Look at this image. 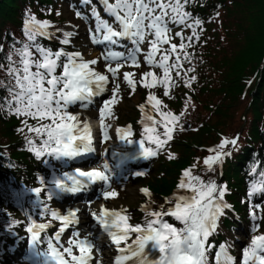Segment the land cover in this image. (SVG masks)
Wrapping results in <instances>:
<instances>
[{"label": "snow or ice", "instance_id": "1", "mask_svg": "<svg viewBox=\"0 0 264 264\" xmlns=\"http://www.w3.org/2000/svg\"><path fill=\"white\" fill-rule=\"evenodd\" d=\"M82 2L91 4L92 0ZM192 2L99 0L109 19L93 5L91 16L95 25L88 29L89 39L94 45H104V50L91 59H86L79 50H66L64 46L71 44L75 35L72 31L56 29L62 32L59 48L41 43L40 38L51 40L55 35L49 30L53 25L47 19L27 14L22 28L25 39L14 41L7 54H3L0 44V70L6 75V80L0 79V89L7 93L0 96V112L20 119L22 127L18 131L27 130L24 140L28 151L37 159L49 156L65 164L95 154L94 142L106 143L112 138L109 134L112 125L107 121L114 116L115 106L123 99L122 84L129 89V96L135 95L138 88L147 90L145 102L137 105L141 113L137 121L141 125L139 133L134 132L130 123L115 129L122 144L138 146L131 158L149 160L170 146L175 133L185 130L181 119L187 111V102L184 111L178 114L165 110L167 105L154 90L161 88L163 97L173 98L172 90L179 86V81L191 87L196 80L194 75L187 76L195 69L184 67L185 62L192 60L188 49L200 39L198 28L202 31L201 19L187 10ZM76 16L88 19L79 11ZM175 27L180 30L174 31ZM185 29L191 34L185 35ZM176 38L179 43L174 42ZM126 68L134 70L125 71ZM106 92L110 95L97 106L99 135L94 137L90 121L81 118L82 112L95 106V99ZM77 108L80 111L75 110ZM238 140V135L231 139L223 137L218 145L208 149L213 154L204 158L207 169L214 170L215 165L230 156L231 151L225 149L229 145L234 148ZM107 151L104 149L101 156ZM168 155L172 159L174 154ZM194 168L192 165L182 170L176 185L182 191H175L172 198L166 197L164 203L155 208L152 207L156 202L151 190L139 189L148 197V201L140 205L144 214L141 222L132 223L127 208H108L101 204L96 211L91 208L95 201H86L89 215L115 246L112 264H210L209 237L226 214L225 209L232 206L224 199L227 186L203 179L194 173ZM251 171H257L256 164ZM110 172L105 159L100 167L87 170L76 167L53 174L47 183L41 177L43 187L31 191L38 198L35 207L41 209L39 216L44 220L40 222L29 216L27 226L34 255L40 258L39 264H104L94 234L82 235L75 227L80 223L78 213L81 209L61 212L39 197L46 191L50 201L63 193H86L102 183L104 187L99 197L104 201L116 199L118 191L108 190L111 188ZM145 174L143 171L135 173L137 176ZM259 176L261 180L252 183L249 197L264 192V168L260 169ZM259 208L256 204L249 210L253 219L252 235L241 250L239 261L229 253L230 246L222 244L212 264H264V232L260 231L264 216L257 213ZM49 229H55L51 235ZM69 230L71 235L64 241L62 237ZM41 244L46 247L40 249Z\"/></svg>", "mask_w": 264, "mask_h": 264}, {"label": "trees", "instance_id": "2", "mask_svg": "<svg viewBox=\"0 0 264 264\" xmlns=\"http://www.w3.org/2000/svg\"><path fill=\"white\" fill-rule=\"evenodd\" d=\"M66 1L69 0H0L3 54L11 50L14 41L25 39L22 28L27 14L51 21L55 35L51 40L40 38V41L53 48L60 47L62 32L56 29L67 31L61 27L66 23L62 13ZM187 10L202 21V31L198 28L200 39L188 49L192 60L184 64L185 69H195L187 76L194 75L196 80L187 87L177 78L179 86L172 90L173 98L162 97L167 105L165 110L177 114L184 111L187 102V111L181 119L185 130L177 131L170 146L155 158L151 179H146L150 158L143 161L131 180L151 190L156 202L153 208L163 204L166 197L172 198L182 170L192 165L194 173L203 179L226 185L224 198L232 207L225 209L226 214L209 237L208 243L212 245L209 254L218 241L234 252V229L241 221L253 222L249 214L252 205L259 203V215L264 216V192L248 195L252 183L261 180L259 171L264 168V0H193ZM190 34L185 29V35ZM176 39L179 43V38ZM0 79L6 80L2 70ZM146 92L141 89L137 104L145 102ZM4 95L7 93L0 89V96ZM130 113L129 120L138 134L141 125L137 123V109ZM20 127L21 121L15 115L0 112V263L6 264L21 261L19 247L12 246L26 236L25 210L34 216L41 211L34 206L31 188L43 187L41 177L47 183L58 172L50 166L49 156L37 159L28 151L24 140L27 130L21 133ZM237 135L238 144L225 149L232 154L209 171L203 163L205 157L213 154L208 149L218 145L223 137L231 139ZM169 153L174 154L172 159ZM253 164L257 165L255 173L251 171ZM141 171L146 174L135 175ZM141 197L139 205L128 207L132 223L143 220L140 205L148 197ZM41 199L50 205L46 191L41 193ZM260 224V231L264 232V220ZM210 258L211 255L209 261Z\"/></svg>", "mask_w": 264, "mask_h": 264}, {"label": "rangeland", "instance_id": "3", "mask_svg": "<svg viewBox=\"0 0 264 264\" xmlns=\"http://www.w3.org/2000/svg\"><path fill=\"white\" fill-rule=\"evenodd\" d=\"M79 11L78 8H75L73 6L72 1H67L63 4V8H62V12L64 17L66 18V23L64 25H62L61 27L67 31H72L75 33V35L71 38V44L68 45V48H66L67 51H76L79 50L81 52L84 53L85 58L86 59H91L97 55H99L97 53L94 44H91V40L89 39V33H87L86 31V26H87V21L85 19H82L80 17L76 16V12ZM76 17V18H75ZM77 28V29H76ZM80 28V30H79ZM82 30H84L82 32ZM175 31V30H174ZM101 53V52H100ZM125 71H133L134 69L131 68H126L124 69ZM142 70H146V69H142ZM139 71V70H136ZM139 89H137V92L135 95L133 96H129L128 92L129 89L125 86V85H121V95L123 96V99L121 100V102L119 104H117L115 106V114L113 117L108 119V123L112 125V127L109 129V134L112 137L110 140H108L106 143H102L100 145H98V147L96 148V155L95 157L92 159L93 161H97V163H101L103 164L104 160L106 159L108 161V163H110L111 161V157L112 156H116L118 152L123 151V150H127L130 149L132 147V145H125L122 144L115 132V129L117 127L120 126H126L127 122H129L130 117L132 116V113L134 111V108L136 106V103L138 102L139 99ZM160 96H162V93L160 91V89H155ZM110 95V93L106 92L104 93V97L102 98L105 99L107 98V96ZM102 100H99L94 107L91 108V112L92 113H88L86 112V115L88 117H90L92 120H96L98 113H97V106L100 104V102ZM77 111H80V109H75ZM84 111V110H83ZM81 118H84V116L82 115ZM95 118V119H94ZM104 149H108L107 153L104 155V158H102L101 153L104 152ZM155 158H151L149 160V169L147 172V177L146 179H151L153 176V170L152 167L155 164ZM138 158H129V160H127L123 165L120 166L119 168V173L117 176V179L120 180L119 182H111L112 187L109 188L108 190H111L112 188L116 189L119 193V196L116 199L110 200V201H106L105 205H107L110 208H116L119 209L121 207L123 208H127V205L133 206V205H138L141 203V192L139 191V189L144 188L142 183H135L134 180H131L132 176L131 174L133 173V167H131V171L128 174L126 173V169L127 166L126 164L128 162H130L131 160L135 161ZM115 164V162H113ZM90 165V164H89ZM152 174V175H151ZM151 175V176H150ZM116 178V176H115ZM145 179V180H146ZM104 187V186H103ZM102 187V189H103ZM55 197V205L56 207L61 211V212H66L69 208L67 207H71V205H73L72 203H69L68 201H65L66 199H63L62 197L58 198L57 196ZM86 201L81 200L78 201V204L81 205V207H77L79 209H81V212H85V203ZM77 204V205H78ZM96 201L92 204L94 205L93 210L98 211V207L96 205ZM259 204V203H258ZM261 211V206L259 209H257V213L259 214V212ZM30 215H25L26 217V223H30L28 217ZM33 218V217H32ZM38 221L42 220L40 218H35ZM43 221V220H42ZM84 223V222H83ZM252 223H246L244 221H241L238 224V228H236V234H237V239H235L234 241V245L236 248V252L234 254H232L234 257H236L237 261H239L240 256H241V249H243V247L249 242L252 232H251V225ZM93 227L94 225H96L95 221H93V223L91 224ZM91 225L86 226V228L84 230H86V232H93L94 230L92 229ZM85 227V226H84ZM83 227V228H84ZM89 228V229H88ZM102 236L101 234H98L97 232L95 233V238L98 244V241L101 243L104 241V237L102 239H100ZM68 238L67 235H65L64 238H62L64 241H66ZM134 238V235H133ZM131 241H129L130 243ZM245 244V245H244ZM26 245V249L21 251L20 257H21V263L20 264H39L40 258L36 257L34 255V251L33 248L31 246V241H30V234L28 232H26V236L23 237L21 239V241H16L14 242V246L19 247V249H21V247ZM104 245V244H103ZM101 246V245H99ZM121 246H124L123 244ZM46 246H44L43 244H41L39 246L40 249L45 248ZM220 247V245H219ZM102 252V257L104 260V264L109 263V261H107L108 259H110L111 257V252L108 251L107 247H101ZM219 251V250H218ZM104 256H107V260L104 259ZM6 264V263H4Z\"/></svg>", "mask_w": 264, "mask_h": 264}, {"label": "bare ground", "instance_id": "4", "mask_svg": "<svg viewBox=\"0 0 264 264\" xmlns=\"http://www.w3.org/2000/svg\"><path fill=\"white\" fill-rule=\"evenodd\" d=\"M77 29V28H76ZM79 30H80V28H79ZM84 30H82V32H83ZM95 119V118H94ZM133 153H135V152H126L125 154H123V155H121L120 157H119V159H118V161H117V163L118 164H120L124 159H126L127 157H131V155L133 154ZM106 158V157H105ZM111 169V168H110ZM110 175H111V180L112 179H115V176H116V170H114V169H111V172H110ZM227 225V224H226ZM103 244H105V241H103V242H99L98 241V245H103ZM245 245V244H244ZM242 250V249H241ZM106 258V260H107V256H104V259ZM109 260V259H108Z\"/></svg>", "mask_w": 264, "mask_h": 264}]
</instances>
